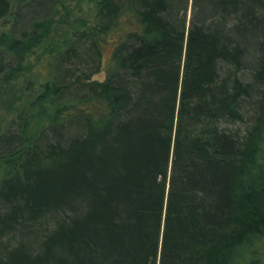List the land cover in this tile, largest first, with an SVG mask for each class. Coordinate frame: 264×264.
I'll return each instance as SVG.
<instances>
[{"label": "trees", "instance_id": "1", "mask_svg": "<svg viewBox=\"0 0 264 264\" xmlns=\"http://www.w3.org/2000/svg\"><path fill=\"white\" fill-rule=\"evenodd\" d=\"M189 2L42 0L0 30V264H264V0Z\"/></svg>", "mask_w": 264, "mask_h": 264}, {"label": "rangeland", "instance_id": "2", "mask_svg": "<svg viewBox=\"0 0 264 264\" xmlns=\"http://www.w3.org/2000/svg\"><path fill=\"white\" fill-rule=\"evenodd\" d=\"M25 1H27V3L29 2L30 4H27V3L24 4L23 3L24 5L22 4V6L20 8H18V10L15 14V19H14L15 23H14V28H13V34L15 36H19L20 33L24 29H26L30 20H32L33 18L41 19V18H43V16H46L48 13V12H46L47 9H45V7H47V5L43 6L40 4V1H42V0H33V1L32 0H25ZM190 2H191V0H190ZM190 2H189V5H190ZM17 3L18 2L16 0L14 7H13L14 11L16 10V4ZM65 3L66 4L68 3L69 5H67V6H69L71 8V7H74L75 2L74 1H72V2L66 1V2H64V4ZM80 5L85 6L86 3L81 2ZM42 8H43V10H42ZM187 14H188L187 18H189L190 6L187 10ZM14 21L12 20V18H10V16H7V17L1 19L0 20V30L6 28L5 26L7 24L13 23ZM254 43H255V40L252 38L251 44H254ZM83 50H85L83 47L79 48V50H78L79 55L75 56L76 58L72 57L70 59V61L67 62V64H61V63L57 64V67H58V65H60L61 76L63 78V81H65V82L72 81L71 83H73L75 81V77L79 76L82 73L81 70L82 69H88V67L91 66V64L93 63L94 57H91L89 55H87V56L84 55L85 53L82 52ZM252 50L253 49L249 50V47H248V51L246 50L245 55H244V61H245L246 67L240 73V77L244 80H247V81H249L248 77L250 78V70L254 69V67H256V64H257L256 58H255V55L257 56V54L252 52ZM107 55H108V52L105 51L103 54L102 63L100 66V71L93 74L91 76V79L103 80L105 78L104 65H105V62L107 59ZM66 69L70 70L69 74L64 72ZM62 71H63V73H62ZM75 87H77L76 84L73 86V88L69 89L71 92V93L70 92L68 93L69 95H73V93L75 91ZM4 89L6 90V88H4ZM3 109H4L3 105H0V112L1 113H2ZM67 132H71V130H67ZM67 132H64V133L66 134ZM262 245H264V244H262ZM260 253H264V249H262V251Z\"/></svg>", "mask_w": 264, "mask_h": 264}]
</instances>
